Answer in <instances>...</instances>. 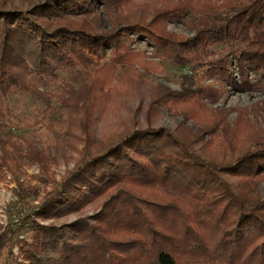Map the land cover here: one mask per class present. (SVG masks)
Returning <instances> with one entry per match:
<instances>
[{
	"label": "trees",
	"instance_id": "16d2710c",
	"mask_svg": "<svg viewBox=\"0 0 264 264\" xmlns=\"http://www.w3.org/2000/svg\"><path fill=\"white\" fill-rule=\"evenodd\" d=\"M132 4L36 0L24 10L0 6V93L44 95L34 78L73 70L81 77L76 86L60 82L57 94L46 95L61 107L65 132L72 137L78 132L83 147L89 148L95 140L87 129L100 93L123 78L116 76L117 67L125 75L136 60L133 40H144L154 56L205 67V78L231 89H251L248 72L264 70V0L221 5L175 0L155 8L147 22L129 21L128 16L117 22V13H129ZM96 8L113 27L97 30L87 20L95 18ZM183 20L190 37L179 39L165 31L166 22ZM220 45L224 55L204 60L209 47ZM232 62L238 80L231 73ZM166 93L167 99L182 96L196 104L218 95L211 85ZM242 121L238 111L232 126ZM215 125L228 126L223 116L207 127ZM261 132L254 128L241 139L243 150L218 161L192 148L191 133L163 127L133 129L94 147L33 214L55 219L102 196L98 210L60 225L30 223L28 240H16L17 257L2 264H264V199L254 190L256 180L264 178ZM224 136L232 142L233 135L224 131ZM36 162L47 169L46 160ZM226 177L246 185L240 189L239 182ZM7 237L0 233V249H9Z\"/></svg>",
	"mask_w": 264,
	"mask_h": 264
},
{
	"label": "rangeland",
	"instance_id": "374dc122",
	"mask_svg": "<svg viewBox=\"0 0 264 264\" xmlns=\"http://www.w3.org/2000/svg\"><path fill=\"white\" fill-rule=\"evenodd\" d=\"M33 1L36 0H0V6L24 10ZM174 1L131 0L133 4L129 13L126 10L118 12L116 21L122 23L119 17L128 16L129 21L147 22L155 8ZM209 1L221 5L227 0ZM86 18L92 25L97 24V30H108L114 25L112 20L100 13L99 8H96L94 19L93 15ZM165 31L179 39L192 35L186 20L166 22ZM223 47H209L204 60H214L224 55ZM130 48L137 54L136 60L126 67L125 75L122 68L117 67L116 76L123 78L100 93L101 102L90 118L87 130L90 138L95 140V146L83 147L78 132L73 137L65 132L61 107L55 98L46 95L57 94L60 82L76 86L81 77L73 70L57 71L54 78H34V84L44 95L19 90L5 95L0 93V155L7 159L5 163L0 158V233L8 236L6 242L9 246V249H0V264L17 257L16 240H28L30 223L60 225L92 215L98 210L102 196L85 204L79 211L55 219H41L33 214L53 194L60 180L80 163L83 155L97 146L110 144L133 129L163 127L174 133H191L194 138L192 148L200 156L218 161L228 153L236 156L243 150L241 139L246 135L251 136L254 128L255 131H264V70L248 72L251 89H231L212 78H205V67H194L190 63L180 65L154 56L144 40H133ZM233 65L232 62L231 73L238 80ZM201 85H211L217 89V97L203 99L196 104L182 96L173 100L165 95L167 91L183 93L185 88L195 90ZM47 106L55 107V111L48 110ZM238 111L245 121L232 126ZM222 116L227 128L215 125L216 129L209 130L207 126ZM224 131L233 135L232 142L227 141ZM37 158L46 160V170L40 168ZM226 179L231 183L239 182L240 189L246 185L239 178ZM254 190L264 199V178L256 180Z\"/></svg>",
	"mask_w": 264,
	"mask_h": 264
}]
</instances>
